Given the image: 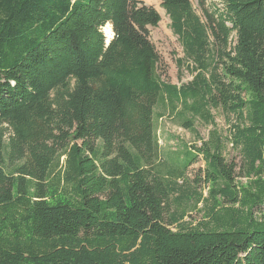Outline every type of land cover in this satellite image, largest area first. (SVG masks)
Masks as SVG:
<instances>
[{
	"label": "trees",
	"instance_id": "trees-1",
	"mask_svg": "<svg viewBox=\"0 0 264 264\" xmlns=\"http://www.w3.org/2000/svg\"><path fill=\"white\" fill-rule=\"evenodd\" d=\"M158 1L197 66L187 86L165 80L161 16L138 0H0V264H264V0ZM178 104L191 132L238 114L250 186L216 132L164 160L156 117ZM200 156L206 200L178 185Z\"/></svg>",
	"mask_w": 264,
	"mask_h": 264
},
{
	"label": "rangeland",
	"instance_id": "rangeland-1",
	"mask_svg": "<svg viewBox=\"0 0 264 264\" xmlns=\"http://www.w3.org/2000/svg\"><path fill=\"white\" fill-rule=\"evenodd\" d=\"M138 1L148 7L154 8L161 16L162 21L159 26L156 28H149V37L162 60L163 67L166 71L165 80L179 87L191 84L199 74L197 66L193 60L185 56L181 42L171 29V20L163 9L162 3L158 0ZM191 1L196 13L202 16V11L197 1ZM207 8L210 11H224L223 5H221L218 0H209ZM105 36L108 41L112 39H109L106 34ZM216 75L219 76L220 79L223 77L222 71H217L216 64H212L209 68L208 76L212 77ZM226 82L228 83V81ZM243 97H245V95ZM182 111H184L183 104H178L177 110L174 113H172L171 109H169V111L163 108L158 109L155 126L160 146L165 155L164 160L168 163L182 160L187 148H200L203 143L208 142L212 134L216 132L223 139V144L226 145L225 156L230 162L232 161L237 164V182L242 186H250V183L255 178H247V161H245L240 149L236 150L232 147L236 129L238 127H246V124L242 123L239 119L238 114L223 110L222 107L211 109V114L215 119L214 123H208L198 118L195 122L196 131L191 132L182 127V119L179 117ZM190 117L191 116H188V119H190ZM64 161L63 158L62 163ZM205 168V162L202 156H200L189 168L183 178L184 180L181 179L178 183L183 192H197L196 194H202L204 200L208 198L210 186L205 183L203 175ZM180 196L181 193H177L173 196V199L177 200ZM205 205L206 202H203L197 206L196 210L191 208L188 212L186 221L194 225L201 222L203 220L202 210L205 209Z\"/></svg>",
	"mask_w": 264,
	"mask_h": 264
},
{
	"label": "bare ground",
	"instance_id": "bare-ground-1",
	"mask_svg": "<svg viewBox=\"0 0 264 264\" xmlns=\"http://www.w3.org/2000/svg\"><path fill=\"white\" fill-rule=\"evenodd\" d=\"M104 32L109 37V39H111L114 35L110 25L106 26V28L104 29Z\"/></svg>",
	"mask_w": 264,
	"mask_h": 264
},
{
	"label": "water",
	"instance_id": "water-1",
	"mask_svg": "<svg viewBox=\"0 0 264 264\" xmlns=\"http://www.w3.org/2000/svg\"><path fill=\"white\" fill-rule=\"evenodd\" d=\"M109 43H110V41L107 42V44H109Z\"/></svg>",
	"mask_w": 264,
	"mask_h": 264
}]
</instances>
